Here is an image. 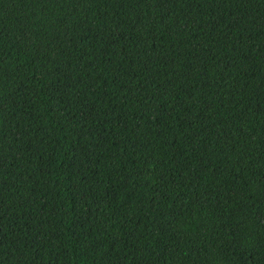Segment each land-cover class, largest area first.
I'll return each mask as SVG.
<instances>
[{
	"label": "trees",
	"instance_id": "obj_1",
	"mask_svg": "<svg viewBox=\"0 0 264 264\" xmlns=\"http://www.w3.org/2000/svg\"><path fill=\"white\" fill-rule=\"evenodd\" d=\"M0 264H264V0H0Z\"/></svg>",
	"mask_w": 264,
	"mask_h": 264
}]
</instances>
